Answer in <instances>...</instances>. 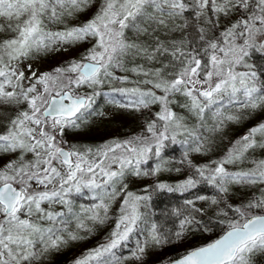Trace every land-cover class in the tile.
<instances>
[{"label": "snow or ice", "instance_id": "snow-or-ice-1", "mask_svg": "<svg viewBox=\"0 0 264 264\" xmlns=\"http://www.w3.org/2000/svg\"><path fill=\"white\" fill-rule=\"evenodd\" d=\"M94 2L0 0V18L8 21L7 30L15 32L13 38L0 41V104L27 105L25 110L17 111L6 129L0 132V152L19 153L18 159L0 168V264H36L49 250H58L70 241L81 239V231L90 233L89 222L104 224L109 219L111 202L120 195L116 185L123 180L125 171L130 169L137 176L147 175V172H141L140 164L147 162L153 147L154 155L159 156L165 140L175 142L176 135L187 134L195 145L192 150L200 151L202 142L197 130L189 129L182 123L183 118L169 109L170 94L180 92L187 96L190 104L186 106L201 120L205 111L215 106L213 115L219 124L239 119L237 115L224 111L226 108L251 111L264 108V80L256 71H236L241 65L249 69L254 67L245 60L252 51L264 54V40L257 42L258 36L264 37V0H102L96 14L82 25L64 31L48 30V23L62 22V18L83 12ZM186 12L193 13L198 21L203 17L213 26L220 16H237L219 38L206 42L203 51L209 60L203 67L198 52L195 55L185 52L176 42L171 49L158 42L149 51L145 46L129 42L125 35L126 30L137 35L149 30L155 32L160 26L168 27L170 21L184 18ZM183 27H187L186 22ZM0 31H5L4 25H0ZM199 32L203 40L204 29L200 28ZM88 38H95L96 43L83 57L87 63L72 61L52 73L37 76L32 72L31 77H26L17 67L21 58L28 57L32 51H47L53 45H71ZM130 53L144 54L149 60L155 59L156 53H168L182 65L172 80L143 81L161 90L162 96L139 88L116 90L121 95L135 97L121 107L139 110L154 103L162 105L161 112L157 113L159 120L165 122L162 130L157 129L156 121L147 126L155 144H149L147 137H137L113 142L94 153L91 149L81 153L59 147L55 135L46 129L77 127L76 120L80 119L77 113L90 108L93 100L64 91L63 95L57 92L58 100L49 101L46 96L51 95L52 86L59 82L61 90L73 84L77 88L83 84L94 87L102 85L106 79H121L114 77L112 70L122 68L123 58ZM68 73H76L75 78L66 75ZM156 75L159 77L158 72ZM32 78L35 82L25 87L24 81ZM37 84L42 90H38ZM65 99L71 103L65 104ZM256 147L264 148V123L251 128L223 159L216 162L215 168H198L197 173L222 193L228 191L229 184L264 185V160L253 161L252 168L237 172H229L225 167L226 164L242 162L249 149ZM117 149L125 154L117 155ZM27 153L32 154L31 159H24ZM109 153L113 154L111 158ZM113 164L118 165L117 170H112ZM153 171L159 172L160 167ZM196 183L189 178L177 188H193ZM158 187L174 190L165 184ZM84 188L90 189L99 202L74 211L69 194L73 191L80 193ZM259 191L260 195L254 196L247 204L235 208L227 205V209L234 213L232 218H228L227 210H219V214L226 218L220 222L227 224L220 238L189 250L179 259L170 260V264H253L256 255L264 254V214L252 211H264V187ZM148 199L147 196L127 193L115 228L106 242L88 250L74 264H124L125 259L141 260L148 240H137L129 257L118 256L117 250L127 245L132 233L143 222L139 202ZM187 203L192 204V201ZM211 203L217 204L218 201L212 198ZM44 204L48 207H43ZM53 205H62L64 210L57 211ZM194 222V217L181 220L175 237L182 238ZM149 238L155 245L168 242L155 224L150 226Z\"/></svg>", "mask_w": 264, "mask_h": 264}, {"label": "rangeland", "instance_id": "rangeland-1", "mask_svg": "<svg viewBox=\"0 0 264 264\" xmlns=\"http://www.w3.org/2000/svg\"><path fill=\"white\" fill-rule=\"evenodd\" d=\"M101 3L102 0H95L91 7L83 12L66 16L62 18V22L48 23V30L53 32L64 31L82 25L96 14ZM236 19V15L220 16L218 23L213 26L206 23L203 17L198 21L194 18L193 13L186 12L184 18H177L174 22L170 21L168 27L160 26L155 32L149 30L148 33L137 35L134 31L126 30L125 35L129 42L145 46L149 51L155 48L158 42L170 49L173 42H176L185 52H191L193 55L198 52L203 67L209 60V56L203 51L207 47L206 42L219 38L225 27ZM185 22L187 27H183ZM7 24L8 21L0 18V25L5 26V31H0V41L15 36V32L7 30ZM200 28L204 29L203 40L200 39ZM262 40L264 37H257L258 43ZM95 43V38H88L76 44L53 45L52 49L47 51H32L28 57L21 58L17 67L25 73L26 77H31L32 72H35L37 76L43 73H52L57 68L67 67L72 61L86 62L83 57ZM245 60L247 64L254 67L249 69L241 65L236 68V71H256L260 79L264 80V54L252 51L248 57H245ZM181 66L180 61L168 53H156L155 59L151 60L144 54L134 55L130 53L123 58L122 68L112 70L113 76L121 79H106L102 85L94 87L83 84L77 88L73 84L70 88L63 90H61L58 82L52 86L53 90L50 96H46L47 99L50 100L52 96L57 95V92L62 93L69 90L75 96L92 97L93 102L87 110L82 109V115L81 113L77 115L80 116V119L76 120L77 127L65 126L63 130L59 128L46 130L55 135L59 147L66 148L68 151L75 149L81 153H85L89 149L94 153L97 149L113 142L129 141L137 137H147V142L154 145L155 141L151 138V133L147 132V126L152 121H156L157 129L162 130V125L165 122L159 120L157 116V113L161 112L162 105L154 103L147 108L141 107L139 110L121 107V104H127L135 97L121 95L116 90L139 88L143 91L152 90L157 96H162L164 93L161 90L155 89L153 84L143 81L152 80L156 82L159 78L172 80ZM132 69H141V71H132ZM145 72L148 73L147 76L144 75ZM157 72L159 77L156 75ZM66 75L75 78L76 73ZM200 75L203 77L204 73L201 72ZM213 80L215 81V77ZM34 82L35 78L26 80L24 86L27 87ZM66 82L65 80L64 83ZM37 88L42 90V86L39 84H37ZM168 100L170 101L169 109L183 118L182 123L189 129L197 130V134L201 137V150H192L195 145L187 134L176 135L175 142L165 140L159 156L154 155L155 147H153V152L149 154L147 162L140 164L141 172L148 174L137 176L130 169H127L121 183L116 185L120 195L110 204L109 219L104 224L92 225L89 222L90 227H92L90 233L81 231L79 233L81 239L70 241L58 250H49L36 264H74L76 259L83 256L88 250L106 242L115 228L117 218L120 215V207L129 192L137 196H147L149 199L139 202V211L142 213L143 222L139 224L137 231L132 233L127 245L117 250V255L129 257L131 251L136 247L137 240H148V246L145 248L141 260L125 259L124 264H168L170 260H175L174 256L180 255L179 257H181L193 248L212 242L224 233L227 227L226 223L220 222L226 219L219 214L220 209L227 210L228 218H232L234 213L227 209V205L235 208L247 204L254 196L260 195L259 189L264 185L229 184L227 186L228 191L222 193L208 180L200 177L197 169L207 168L210 170L215 168L216 162L223 159L229 149L241 140L251 128L264 123V108L256 111L226 108L224 111L237 115L239 119L226 120L223 124H219L218 119L213 115L215 106L207 109L203 115V120H201L186 106L190 104V100L184 94L172 93L168 96ZM26 108V104H0V132L6 129L9 120L16 115L17 111ZM50 124L51 121H49ZM171 132L172 129L170 128L169 134ZM257 139L260 140L259 137ZM116 154L123 155L125 153L117 149ZM112 155L109 153L110 158ZM18 157L19 153L0 152V168L12 160L18 159ZM31 158V153L24 155L26 160ZM260 160H264V148L256 147L249 149L242 162L226 164L225 167L229 172H237L252 168L254 166L252 162ZM157 166L160 167V171L154 172L153 170ZM117 169L118 165L113 164L112 170ZM207 174L206 172L205 175ZM189 178L197 182L195 187L177 188ZM160 184L168 185L174 190L160 189L158 187ZM94 195L87 188H84L80 193L75 191L70 193L69 199L73 202V210L80 211L82 208L97 204L99 201L94 199ZM200 197L207 199H200ZM212 198H215L218 203L212 204ZM188 201H192V204L187 203ZM42 206L48 207L47 204ZM53 208L57 211L64 210L62 205H53ZM196 209L200 211H196ZM252 211L256 214H264V211L260 209ZM185 217H194L195 222L182 238L177 239L175 233L180 230V222ZM41 223L47 224L45 221H41ZM152 224L157 225L160 233L167 237V243L155 245L150 241L149 229ZM72 228H74V224ZM253 264H264V254L256 255L253 258Z\"/></svg>", "mask_w": 264, "mask_h": 264}, {"label": "water", "instance_id": "water-1", "mask_svg": "<svg viewBox=\"0 0 264 264\" xmlns=\"http://www.w3.org/2000/svg\"><path fill=\"white\" fill-rule=\"evenodd\" d=\"M84 63H87V61L86 62H84ZM65 91H67V92H69L70 94H72V92L71 91H69V90H65ZM61 95H63V92L62 93H60ZM73 95V94H72ZM73 96H75V95H73ZM80 97H85V96H80ZM52 99H56V100H58L59 99V96L58 95H54V96H52L51 98H50V100H52ZM49 100V101H50ZM64 103L65 104H70L71 103V101L70 100H68V99H65L64 100ZM82 110V109H81ZM78 114V113H77ZM65 151H68L66 148H63ZM224 233H222L218 238H220L222 235H223ZM218 238H216V239H218ZM215 239V240H216ZM214 241V240H213ZM211 243V242H210ZM180 258V257H179ZM179 258H177V259H179ZM168 264H170V263H168Z\"/></svg>", "mask_w": 264, "mask_h": 264}, {"label": "trees", "instance_id": "trees-1", "mask_svg": "<svg viewBox=\"0 0 264 264\" xmlns=\"http://www.w3.org/2000/svg\"><path fill=\"white\" fill-rule=\"evenodd\" d=\"M179 256H180V255H179ZM179 256H174L173 258H174V259H177Z\"/></svg>", "mask_w": 264, "mask_h": 264}]
</instances>
